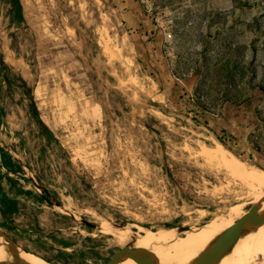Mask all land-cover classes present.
Wrapping results in <instances>:
<instances>
[{
  "label": "rangeland",
  "instance_id": "rangeland-1",
  "mask_svg": "<svg viewBox=\"0 0 264 264\" xmlns=\"http://www.w3.org/2000/svg\"><path fill=\"white\" fill-rule=\"evenodd\" d=\"M216 145L264 171V0H0L6 244L105 264L134 251L103 220L187 239L256 201Z\"/></svg>",
  "mask_w": 264,
  "mask_h": 264
},
{
  "label": "bare ground",
  "instance_id": "bare-ground-1",
  "mask_svg": "<svg viewBox=\"0 0 264 264\" xmlns=\"http://www.w3.org/2000/svg\"><path fill=\"white\" fill-rule=\"evenodd\" d=\"M202 155L224 169L230 178L238 181L246 188L256 191V201L259 200L258 198H264L263 170L246 165L220 145L214 150L206 149L202 152ZM242 213L241 206L235 207L216 220L200 227H193L191 233L187 235V239L179 237L181 233L179 230L146 233L145 236H138L137 239H134L131 230H120L105 220L101 221L99 230L101 233L112 236L117 245L123 249L129 244L130 247L126 248L125 251H135L141 257L139 263L134 254L119 256L112 264H190L210 240L236 222ZM6 248L20 253L32 264H45L37 260V257L32 253L16 249L9 244H6ZM263 253L264 227L237 243L230 252L211 264H245L247 259L257 257ZM249 264H264V257L257 261L249 260Z\"/></svg>",
  "mask_w": 264,
  "mask_h": 264
},
{
  "label": "water",
  "instance_id": "water-1",
  "mask_svg": "<svg viewBox=\"0 0 264 264\" xmlns=\"http://www.w3.org/2000/svg\"><path fill=\"white\" fill-rule=\"evenodd\" d=\"M264 227V198L256 201L238 217L236 222L222 230L198 252L190 264H211L228 252L240 241ZM136 255L139 263L141 257ZM124 252L115 253L105 264H112ZM129 256V255H128ZM0 264H32L20 253L6 248V236L0 231Z\"/></svg>",
  "mask_w": 264,
  "mask_h": 264
},
{
  "label": "crops",
  "instance_id": "crops-1",
  "mask_svg": "<svg viewBox=\"0 0 264 264\" xmlns=\"http://www.w3.org/2000/svg\"><path fill=\"white\" fill-rule=\"evenodd\" d=\"M226 111H227V112H229V111H230V110H229V108H228V109H226Z\"/></svg>",
  "mask_w": 264,
  "mask_h": 264
},
{
  "label": "trees",
  "instance_id": "trees-1",
  "mask_svg": "<svg viewBox=\"0 0 264 264\" xmlns=\"http://www.w3.org/2000/svg\"><path fill=\"white\" fill-rule=\"evenodd\" d=\"M24 83V82H23Z\"/></svg>",
  "mask_w": 264,
  "mask_h": 264
}]
</instances>
